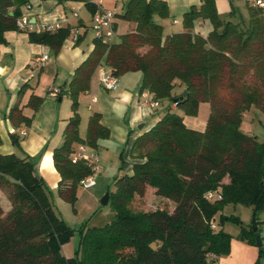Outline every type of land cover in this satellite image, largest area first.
<instances>
[{
    "label": "trees",
    "instance_id": "trees-1",
    "mask_svg": "<svg viewBox=\"0 0 264 264\" xmlns=\"http://www.w3.org/2000/svg\"><path fill=\"white\" fill-rule=\"evenodd\" d=\"M22 4L26 1L0 0V36L17 29ZM247 10V21L231 20L233 12L222 20L214 0H203L199 10L193 7L183 15V32L163 37L154 16L167 17L164 1L126 3L120 16L136 24L134 32L110 45L95 38L92 55L75 70L69 84L73 116L63 131L62 145L52 152L60 178L59 196L74 202L79 182L90 175L91 168L84 161L72 163L73 144L96 149L98 140L109 133L101 125L100 115L94 113L85 140L78 136L77 98L85 90L89 70L103 55L115 77L140 72L139 92L151 94L158 104L169 103L160 120L132 142L131 174L114 178L108 202L114 220L103 227L82 228L75 256L65 258L63 243L73 230L53 211L35 167L37 159L0 153V192L6 193L10 203L7 212L0 205V264L216 262L221 254H227L230 242V236L218 227L223 220L239 224L236 218L221 216L216 223L217 214L226 205L252 208L253 222L240 238L256 246V236L264 225L257 219L264 211V140L243 132L241 123L251 107L264 114V9L248 4ZM95 11L94 7L92 14ZM197 18L213 24L205 39L192 32ZM67 30L32 33L30 39L49 46L55 55ZM177 85L182 92H176ZM42 101L32 96L27 106L37 111ZM200 103L210 106L203 132L188 129L182 117L171 111L174 105L194 116ZM8 120L14 128L31 123L17 104L10 109ZM151 189L174 203V209L134 211L133 199L144 197ZM209 192L216 194L213 200L205 197ZM261 247L259 256L264 252ZM211 254L214 259L209 258Z\"/></svg>",
    "mask_w": 264,
    "mask_h": 264
},
{
    "label": "crops",
    "instance_id": "crops-1",
    "mask_svg": "<svg viewBox=\"0 0 264 264\" xmlns=\"http://www.w3.org/2000/svg\"><path fill=\"white\" fill-rule=\"evenodd\" d=\"M25 1L26 4L18 8L17 20H27L30 27L21 29L16 25V30L4 31L0 36V153L14 154L20 158L41 154L35 167L38 174L49 181L54 179L56 170L52 152L62 145L63 131L68 120L73 116L69 84L75 70L87 61L95 49L92 29L95 0ZM128 1L102 2L105 9L114 13V17L126 23L124 25L113 19L114 35L106 45L119 43L122 35L134 32L136 24L127 22L120 16L124 13ZM161 1L167 5V17L154 16V21L162 27L163 37L183 32V15L193 7L199 10L203 4V0ZM214 4L215 11L222 20L229 18L231 12L240 15L248 6L247 0H214ZM212 25L207 19L197 18L193 21L192 32L205 39L213 29ZM48 26H57L55 30L69 31L55 55L49 46L30 39L32 33H54L55 30L44 29ZM119 30L121 33L117 34ZM45 54L48 58L41 61ZM100 69L110 70L105 65L104 55L89 70L87 80L83 83L85 90L80 92L77 98L78 136L81 140H85L89 118L94 113L99 114L101 125L108 129V137L98 140L96 149L86 146V151L96 153L99 162L101 156L109 159L112 163L110 167L114 165L118 169L120 163H126L124 170L119 168L117 173L131 174V164L134 163L129 156L132 142L160 120L164 114L160 110L162 104L154 109L144 105L152 98L146 91L139 92L142 82L140 72L126 73L117 77L118 87L110 91L106 90L99 81ZM86 72L87 69L82 70L80 74ZM51 89L58 90L56 97L48 95ZM175 90L177 93L183 91L179 85ZM32 96L43 99L37 111L27 106ZM16 104L22 114L31 120L29 126L14 128L8 120V113ZM171 111L182 117L188 129L203 132L207 123L204 115L206 111L207 114L210 112V106L208 103L199 105L194 116L184 114L174 105L171 106ZM141 124H144V127L138 130ZM79 146L81 145L73 144V151ZM104 165L108 167L107 164ZM55 176L58 177L59 183V174ZM0 205L5 212L10 209V203L2 192H0ZM216 259L217 264H221L219 257ZM226 262L228 261L225 260Z\"/></svg>",
    "mask_w": 264,
    "mask_h": 264
},
{
    "label": "rangeland",
    "instance_id": "rangeland-1",
    "mask_svg": "<svg viewBox=\"0 0 264 264\" xmlns=\"http://www.w3.org/2000/svg\"><path fill=\"white\" fill-rule=\"evenodd\" d=\"M241 19L244 21L248 20L247 8L246 10L243 9L240 15H235L231 20L239 21ZM114 20L126 25L125 22L116 17H114ZM120 33L121 30H119L117 34ZM201 104L205 103H200L199 105ZM168 106V102L163 103L160 106L161 112H164ZM209 114L210 112L207 114L206 111L204 115L206 120H208L207 118L209 117ZM242 125L241 130L243 132L255 135L259 140L264 139V114L256 110L254 107L249 108V110L245 112V116L242 118ZM40 155L41 154H38L31 158L37 159L38 162ZM104 164H107L108 167H105L106 165ZM111 164L112 163L109 159H105L101 156L99 165L102 167V170L101 173L95 177V186L90 189H84L83 187L78 186L75 191L76 199L71 203L64 201L59 196L58 177L56 178L55 176L58 175V172L56 170L54 172V179H50L49 181L43 179L48 200L53 211L70 229L73 230L69 239L63 243L62 247V254L67 259L73 258L76 254V250L78 249L77 245L80 240V230H82V228L103 227L114 220L115 214L110 207V204L108 203L104 206L101 204V200L106 191H114V176L115 174L119 176L117 172L120 169L124 170L126 163H124V166L120 163L118 169L115 168L114 165L113 167H110ZM3 194L6 197V193L4 192ZM174 206V203L157 196L154 189L146 192L142 198L136 196L131 203V208L134 211L144 212L156 211L157 209H166L171 212L174 209ZM220 216L224 219L233 217L239 220V224L231 220H223L222 225L218 227V229L222 228L223 232L230 236L229 251L227 254L223 253L219 256L221 264H256L257 261L258 264H264V252L261 256H259L258 252L261 246L257 247L251 245L245 239L240 238L241 232L243 230L248 231L250 224L253 222L252 208L241 205H226L223 207L222 211L217 214L216 223L220 221ZM257 219L264 223V211L258 214ZM261 229V249L264 251V225H262ZM225 260L228 262L225 263Z\"/></svg>",
    "mask_w": 264,
    "mask_h": 264
},
{
    "label": "built area",
    "instance_id": "built-area-1",
    "mask_svg": "<svg viewBox=\"0 0 264 264\" xmlns=\"http://www.w3.org/2000/svg\"><path fill=\"white\" fill-rule=\"evenodd\" d=\"M104 0H95L93 2L94 7L96 9L95 13L93 14L92 18V29L94 32V36L97 40L101 41V43L108 44L110 39L114 35V30L113 28V19H114V13L108 9H105L102 5V2ZM120 1V0H118ZM247 3L254 8H260L264 9V0H247ZM16 25L23 29V28H29L30 24L27 22V20H17ZM57 28V26H48L45 27L44 29L46 31H54ZM47 55H43L41 58V61H45L47 59ZM99 81L101 85L106 89L110 91H114L117 89V77H115L111 71L106 70V69H100L99 71ZM49 96L51 97H56L58 95V90L57 89H51L49 91ZM146 107H149L150 109H154L159 106L157 101H152L149 100L144 104ZM24 135V133H21ZM87 149L85 148L84 145H81L78 147L76 151H72L70 154V159L72 163H75L77 161H84L86 162L90 168H91V173L87 178H84L79 182V186L83 187L84 189H90L95 186V180L100 173H101V166L99 165V158L96 153H89L86 151ZM215 193L209 192L205 195L207 199H213L215 197ZM214 227V226H213ZM209 258L214 259V256L209 255ZM208 264H217V262H212Z\"/></svg>",
    "mask_w": 264,
    "mask_h": 264
},
{
    "label": "water",
    "instance_id": "water-1",
    "mask_svg": "<svg viewBox=\"0 0 264 264\" xmlns=\"http://www.w3.org/2000/svg\"><path fill=\"white\" fill-rule=\"evenodd\" d=\"M9 15L11 16L12 13H9ZM144 127V124H141L138 126V130H142ZM109 202V191H106L105 195L103 196L102 200H101V204L102 205H107ZM256 246L260 247L262 246V241H261V237L259 235L256 236Z\"/></svg>",
    "mask_w": 264,
    "mask_h": 264
}]
</instances>
